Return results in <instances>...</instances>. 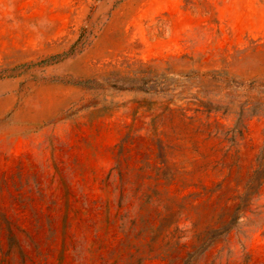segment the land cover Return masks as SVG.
<instances>
[{
    "label": "rangeland",
    "instance_id": "obj_1",
    "mask_svg": "<svg viewBox=\"0 0 264 264\" xmlns=\"http://www.w3.org/2000/svg\"><path fill=\"white\" fill-rule=\"evenodd\" d=\"M168 67L174 79H263L264 0H0V264H264V186L229 234L186 263L196 232L232 220L264 116L234 146L161 144L151 123ZM84 79L93 87L73 84ZM167 189L196 200L175 251L165 210L145 197Z\"/></svg>",
    "mask_w": 264,
    "mask_h": 264
},
{
    "label": "trees",
    "instance_id": "obj_2",
    "mask_svg": "<svg viewBox=\"0 0 264 264\" xmlns=\"http://www.w3.org/2000/svg\"><path fill=\"white\" fill-rule=\"evenodd\" d=\"M72 51L53 56L41 63L52 64L64 60L73 54ZM169 72L168 67L160 76L162 80V88L158 91L162 97L161 106L158 108L160 112L155 113L153 112L155 108H148V111L155 113L151 123L152 138H157L161 144L170 141H194L204 137L223 139L234 146L244 135L247 122L253 117L264 116V78L252 80L245 85L227 73L216 70L203 73L192 70L185 74V79L169 78ZM146 75L145 71L133 73L134 78L143 79ZM94 83V79H84L73 84L92 88ZM194 88H198L197 92H193ZM176 89H180L178 93H174ZM221 119L228 120L229 124H224ZM159 121L163 122L165 130H160ZM256 162L244 192L239 197L232 220L223 222L219 228L208 227L196 232L194 235L197 242L196 251L188 253L186 263L195 259L198 251L211 248L220 237L229 234L240 219V213L253 203L255 197L261 195L264 186V145ZM167 170L166 168L163 179L165 186L170 187L176 180V174H169ZM145 197L148 204L157 203L165 210L161 220L165 226L164 239H168V243L175 241V246H172L175 251L183 237L180 234L183 212L195 206L193 194L174 195L167 189L158 194L148 193ZM171 227H174L172 231ZM163 255V259L169 257V250L164 251Z\"/></svg>",
    "mask_w": 264,
    "mask_h": 264
}]
</instances>
